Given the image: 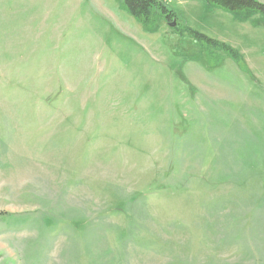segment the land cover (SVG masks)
Here are the masks:
<instances>
[{"label": "rangeland", "instance_id": "obj_1", "mask_svg": "<svg viewBox=\"0 0 264 264\" xmlns=\"http://www.w3.org/2000/svg\"><path fill=\"white\" fill-rule=\"evenodd\" d=\"M156 1L0 0V264H264V16Z\"/></svg>", "mask_w": 264, "mask_h": 264}, {"label": "trees", "instance_id": "obj_2", "mask_svg": "<svg viewBox=\"0 0 264 264\" xmlns=\"http://www.w3.org/2000/svg\"><path fill=\"white\" fill-rule=\"evenodd\" d=\"M209 3H213L218 7H221L230 12L237 11H246L248 15L246 16L250 18L253 14H260L264 16V4L259 3L256 0H206ZM128 12L136 17L142 24L148 25L149 22L153 21L156 15H166V18L174 17L173 15H168V11L165 6L156 0H123ZM196 37L203 41L207 42L209 45L220 48L227 51L234 59H240L239 54L234 52L231 48L226 45L220 44L207 36L193 32Z\"/></svg>", "mask_w": 264, "mask_h": 264}]
</instances>
